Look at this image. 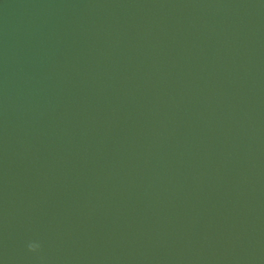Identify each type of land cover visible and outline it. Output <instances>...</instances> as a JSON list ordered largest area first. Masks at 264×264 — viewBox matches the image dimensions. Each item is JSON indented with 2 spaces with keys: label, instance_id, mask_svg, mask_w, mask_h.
Wrapping results in <instances>:
<instances>
[{
  "label": "water",
  "instance_id": "1",
  "mask_svg": "<svg viewBox=\"0 0 264 264\" xmlns=\"http://www.w3.org/2000/svg\"><path fill=\"white\" fill-rule=\"evenodd\" d=\"M0 264H264V0H0Z\"/></svg>",
  "mask_w": 264,
  "mask_h": 264
},
{
  "label": "clouds",
  "instance_id": "2",
  "mask_svg": "<svg viewBox=\"0 0 264 264\" xmlns=\"http://www.w3.org/2000/svg\"><path fill=\"white\" fill-rule=\"evenodd\" d=\"M30 247H35V244H33V245H30Z\"/></svg>",
  "mask_w": 264,
  "mask_h": 264
}]
</instances>
